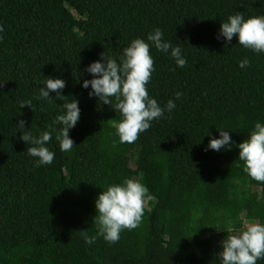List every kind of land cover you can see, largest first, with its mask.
<instances>
[{"label": "trees", "instance_id": "obj_1", "mask_svg": "<svg viewBox=\"0 0 264 264\" xmlns=\"http://www.w3.org/2000/svg\"><path fill=\"white\" fill-rule=\"evenodd\" d=\"M232 12L264 15V0H0V264H220L228 226L264 223V182L244 171L236 147L264 123V53L236 38L217 39ZM159 27L186 64L150 47L154 71L145 85L163 107H176L119 143L112 105L88 96L82 69ZM247 58L245 68L238 61ZM61 78L64 99L36 100L38 82ZM55 93H50L54 96ZM78 100L70 151L53 139L51 164L36 166L16 130L38 134ZM28 106H18L22 101ZM58 128L59 125H54ZM215 127L229 130L230 149L206 150ZM138 179L152 199L138 227L115 243L97 237L94 200L109 184ZM256 264H264L260 259Z\"/></svg>", "mask_w": 264, "mask_h": 264}, {"label": "clouds", "instance_id": "obj_2", "mask_svg": "<svg viewBox=\"0 0 264 264\" xmlns=\"http://www.w3.org/2000/svg\"><path fill=\"white\" fill-rule=\"evenodd\" d=\"M3 29L0 28V31ZM233 36L236 43L254 53H264V15H252L247 18L242 12H232L226 20L219 23L216 38H223L227 45ZM150 47L166 54L177 68L186 64V58L179 45L164 38L159 27H154L145 38H134L127 46L120 49L118 60L111 56L100 54L99 60L91 61L82 72L91 78L80 81L81 88L88 89L89 97H96L103 104L115 103L112 108L120 114L121 119L114 123L115 135L119 143H133L140 133L146 131L151 122L170 113L175 107L174 99L181 98L182 93H174V99L166 101L161 107L155 98L150 97L145 85L154 71L153 58ZM249 64L247 58L238 61L237 66L245 68ZM42 86L37 88L36 100L64 99L61 90L65 81L61 78L45 77L38 82ZM50 93H55L50 96ZM78 100H70L60 105L62 112L54 118L53 125L47 129L32 134L24 128V121L19 120L16 130L20 131L19 139L26 142L27 154L36 158V166L51 164L55 153L47 147L50 140H55L62 152L72 149L73 140L69 130L79 120L80 108ZM20 107L28 106L31 101H22ZM54 125H59L58 128ZM218 135L210 138L206 150L220 151L230 149L231 141L229 130L215 127ZM236 147L239 149L238 158L243 162L244 171L253 180L264 182V123L257 121L246 139ZM153 197L148 188L138 179L124 178L120 183L109 184L105 190L100 191L95 200L96 233L85 236L86 244H93L97 237L108 243H115L124 229H134L139 226L145 208V203ZM224 238L220 241V264H256L264 259V223L252 221L243 228L228 226Z\"/></svg>", "mask_w": 264, "mask_h": 264}, {"label": "rangeland", "instance_id": "obj_3", "mask_svg": "<svg viewBox=\"0 0 264 264\" xmlns=\"http://www.w3.org/2000/svg\"><path fill=\"white\" fill-rule=\"evenodd\" d=\"M250 222H252V221H244V225H243V227H245L248 223H250Z\"/></svg>", "mask_w": 264, "mask_h": 264}]
</instances>
